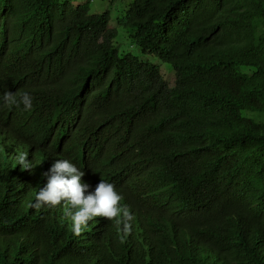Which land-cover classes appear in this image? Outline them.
I'll return each mask as SVG.
<instances>
[{
	"label": "trees",
	"instance_id": "16d2710c",
	"mask_svg": "<svg viewBox=\"0 0 264 264\" xmlns=\"http://www.w3.org/2000/svg\"><path fill=\"white\" fill-rule=\"evenodd\" d=\"M88 1L0 0V264H264V121L244 116L264 113V0L126 2L118 25L173 85ZM63 159L85 194L115 186L131 234L29 206Z\"/></svg>",
	"mask_w": 264,
	"mask_h": 264
},
{
	"label": "clouds",
	"instance_id": "9594fccd",
	"mask_svg": "<svg viewBox=\"0 0 264 264\" xmlns=\"http://www.w3.org/2000/svg\"><path fill=\"white\" fill-rule=\"evenodd\" d=\"M3 101L10 107H19L22 104L25 111H30L33 107V98L27 92L22 93L19 98L12 92H6ZM27 157V153H20L17 163L22 170L31 171L33 166ZM46 168L50 173L48 179L44 180L47 183L39 191L37 186L35 202L30 207L40 210L42 207L53 208L62 202L66 203L64 214L70 218L71 230L77 236L95 218L114 220L117 225L122 226L123 236L131 234L134 217L128 207L121 204L123 196L112 183L100 180L93 192L85 194L89 188L81 179L85 173L72 162L67 159L56 160Z\"/></svg>",
	"mask_w": 264,
	"mask_h": 264
},
{
	"label": "rangeland",
	"instance_id": "374dc122",
	"mask_svg": "<svg viewBox=\"0 0 264 264\" xmlns=\"http://www.w3.org/2000/svg\"><path fill=\"white\" fill-rule=\"evenodd\" d=\"M72 4H77L84 2V0H68ZM129 0H89L88 5L90 12L99 13L103 11L109 12V27L115 29L116 35L113 38L112 45L119 52L131 53L146 59L154 63L159 68V71L163 78L169 85L174 83V73L169 63L161 60L159 57L151 54H142L140 49L130 40L127 31L120 25H118V19L124 14L126 8V2ZM245 117H250L255 121H264V113L245 111ZM42 180L48 179V176L44 173L42 174Z\"/></svg>",
	"mask_w": 264,
	"mask_h": 264
},
{
	"label": "bare ground",
	"instance_id": "6f19581e",
	"mask_svg": "<svg viewBox=\"0 0 264 264\" xmlns=\"http://www.w3.org/2000/svg\"><path fill=\"white\" fill-rule=\"evenodd\" d=\"M15 158H17V155H15ZM31 165L33 166V168H38V165H34L33 163H31ZM44 171V170H43ZM45 174L50 175L48 172L44 171Z\"/></svg>",
	"mask_w": 264,
	"mask_h": 264
}]
</instances>
